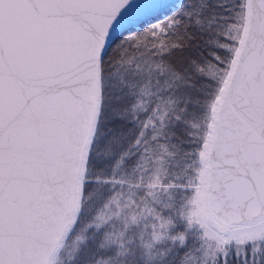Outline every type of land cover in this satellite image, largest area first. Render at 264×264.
Returning <instances> with one entry per match:
<instances>
[{
  "label": "snow or ice",
  "instance_id": "snow-or-ice-1",
  "mask_svg": "<svg viewBox=\"0 0 264 264\" xmlns=\"http://www.w3.org/2000/svg\"><path fill=\"white\" fill-rule=\"evenodd\" d=\"M0 264H264V0H0Z\"/></svg>",
  "mask_w": 264,
  "mask_h": 264
},
{
  "label": "water",
  "instance_id": "water-1",
  "mask_svg": "<svg viewBox=\"0 0 264 264\" xmlns=\"http://www.w3.org/2000/svg\"><path fill=\"white\" fill-rule=\"evenodd\" d=\"M178 0H169L171 3H176Z\"/></svg>",
  "mask_w": 264,
  "mask_h": 264
},
{
  "label": "trees",
  "instance_id": "trees-1",
  "mask_svg": "<svg viewBox=\"0 0 264 264\" xmlns=\"http://www.w3.org/2000/svg\"><path fill=\"white\" fill-rule=\"evenodd\" d=\"M178 2H179V0L176 3H178Z\"/></svg>",
  "mask_w": 264,
  "mask_h": 264
}]
</instances>
